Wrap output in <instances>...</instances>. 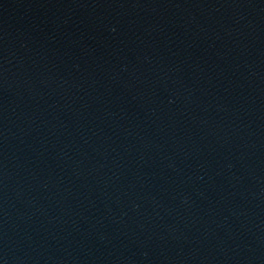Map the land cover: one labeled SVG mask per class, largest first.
I'll return each mask as SVG.
<instances>
[{"label":"water","instance_id":"95a60500","mask_svg":"<svg viewBox=\"0 0 264 264\" xmlns=\"http://www.w3.org/2000/svg\"><path fill=\"white\" fill-rule=\"evenodd\" d=\"M0 264H264V0H0Z\"/></svg>","mask_w":264,"mask_h":264}]
</instances>
